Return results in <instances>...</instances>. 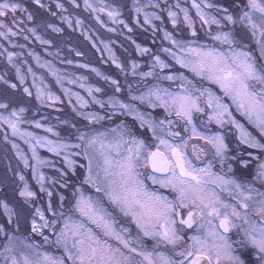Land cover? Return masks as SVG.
Here are the masks:
<instances>
[{
    "label": "snow or ice",
    "instance_id": "obj_1",
    "mask_svg": "<svg viewBox=\"0 0 264 264\" xmlns=\"http://www.w3.org/2000/svg\"><path fill=\"white\" fill-rule=\"evenodd\" d=\"M54 3L57 11L43 0H0V40L24 48L13 39L22 36L51 48L64 30L50 17L73 27L69 16H58L65 5ZM84 7L105 26L96 6L84 0ZM149 7L161 6L134 4L133 23L153 37L162 33L164 43L153 51L126 36L135 49L126 62L105 45L118 71L91 67L102 86L67 78L89 99L28 52L69 100L75 118L57 117L63 135L32 109L33 96L42 107L61 98L45 91L31 66L21 67L22 53L0 45V129L15 158L0 174V264H264V0H192L199 31L186 7L176 5L184 30L178 13L166 9L173 31ZM122 8L99 11L131 33Z\"/></svg>",
    "mask_w": 264,
    "mask_h": 264
},
{
    "label": "rangeland",
    "instance_id": "obj_2",
    "mask_svg": "<svg viewBox=\"0 0 264 264\" xmlns=\"http://www.w3.org/2000/svg\"><path fill=\"white\" fill-rule=\"evenodd\" d=\"M44 3L48 4L52 8V4L55 8L54 0H43ZM62 4L65 5V8L67 9L66 12H63L59 15H66L69 16V18L72 21V28H69L68 25L55 17H50L56 19L55 21H52L55 23L58 27L64 28L63 33L58 37V42L54 44L51 48H48L47 45H41L39 43H36L34 41L29 42L25 41L22 36H17L13 39H15L17 44H24V48H18V47H10L7 43V41L0 40V45H3V47L7 48L9 51L22 53V59L25 61V64L21 65V67L26 71L28 66H31L33 71L36 73L37 76L41 77L43 80V84L47 85V88L45 89L46 92L50 91L54 95L59 96L61 98L62 103H56L53 107H42L35 103L34 96L32 101V109L33 111H36L35 119L41 120V123L44 124H51L55 126L57 131H63V125L59 123L57 120V117H59V113L62 110H69L71 111V107L69 104V100L65 98L64 92L61 90V88L56 84V79L54 76H52L45 68H40L36 65V63L33 61L32 57L28 55L29 51H32L35 55H38L41 58V62H51V65L56 69L57 74L61 77H64V87L68 88L71 92L78 93L80 96L84 97L85 99H89L88 93L86 91V88L79 87L77 83L69 84L67 82V78H71L72 80H75L77 76L84 77L83 81L80 83H83L85 86L92 85V86H102L103 82L99 80L98 77H96L95 73L91 71V67H95L100 72L104 73L101 69V65H107L112 66L114 71L117 72L114 68V66L111 64V60L108 59V52L105 49V45L108 46V49L111 50V52L115 53L117 58H119L122 61H125L129 58V56H135V49L133 45L126 44V41L123 40L122 36H133V39L143 40L145 36H147V40L144 42H137L140 43L142 46H148L153 51H155L163 42L162 40V33L157 32L155 34V37H153V34L151 32V29L148 28L147 31H145V27H137L135 23H133V5L141 6L147 5L149 3H158L161 7L160 8H145L144 11L147 12H154L157 15H159L163 20V27L169 31H173L172 25L168 22L167 17V11L166 9L168 6H172V10L178 13V20H179V29L184 30V23H183V15L180 13L179 8L176 7L177 4H179L182 7H186L189 9V14L195 21V27L197 30H200V22L198 18L196 17L195 10L191 8L192 0H88L90 4H93L97 7V12L95 13V16L98 17L101 21L104 22L105 26L102 27L100 23L97 22V19L93 18V13L91 9L85 10L84 7V0H76V3L79 4V7H74L71 3H69V0H60ZM115 4H121L123 5L122 16L120 19L124 20L125 23H127L133 31L129 33L125 28L123 24H113L111 20L108 18L106 13L100 12L99 7L102 5H115ZM164 9V10H162ZM46 15V14H45ZM58 15V16H59ZM166 22L164 21V19ZM79 19L82 21L79 30H74L76 27V20ZM139 23L143 24V16L138 17ZM153 24L157 25L158 27L161 26L160 20H154ZM108 28H114L115 32H109ZM121 28V29H120ZM120 35L118 41L111 39L110 34L116 33ZM83 33L87 34V39H85V35ZM130 34V35H127ZM175 34V33H174ZM202 34V33H201ZM104 35L107 37L105 38ZM145 35V36H144ZM149 35V36H148ZM153 38L155 39V43H153ZM116 42V45L119 49V53L117 50L113 47V42ZM93 44L96 45V47H93ZM56 47V48H54ZM47 49V51H46ZM71 49V50H70ZM128 51H125V50ZM57 51L59 54L57 55ZM79 51L82 53V55L77 56L76 52ZM51 54H48V53ZM65 58L64 61H61L62 64L69 65L70 67H64V68H58L53 62L52 59L62 57ZM161 56L163 59H166V57L163 56L161 53ZM54 57V58H53ZM21 57L17 58V62L19 63ZM137 59H140L137 57ZM145 60L147 57L144 58ZM71 60L72 64H68L65 61ZM106 61V62H105ZM89 65V68L80 67V65ZM5 65V61L3 58H0V71H2L3 67ZM144 68V69H143ZM141 70L147 71V67L145 63L141 62ZM159 71V69H157ZM106 74V73H104ZM108 75V74H106ZM131 77V76H130ZM128 79V78H127ZM129 81H135L136 78H129ZM27 84L29 87L32 85V78L29 76L27 80ZM38 86L43 87V85L40 84V81H37ZM106 87V85H104ZM125 88H127V85H125ZM33 94L35 95V89H33ZM98 96L100 94H97ZM124 97L127 99V93L124 95ZM125 99V100H126ZM72 103H75V97L72 98ZM92 110H99L96 108L95 105H90ZM38 109V111H37ZM57 109H61V111H57ZM31 116V113L28 114ZM41 117H46L47 119H41ZM67 118H59V120H64ZM23 128H27L29 131H32L38 135H48L43 132L42 129H35L27 124L22 125ZM7 132L6 128L0 129V174L3 173L6 166L9 162H11L12 166L15 167V158L11 151V144L7 143L5 141V134ZM62 135V134H61ZM50 139H55V137L49 136ZM8 139L9 141L15 140L16 138L12 137L10 133H8ZM17 143H21L19 140H16ZM22 147L26 149V145L21 144ZM43 157H47L49 159H56L53 157L50 153H48L45 149H39L38 150ZM45 172H51V169H44Z\"/></svg>",
    "mask_w": 264,
    "mask_h": 264
},
{
    "label": "trees",
    "instance_id": "obj_3",
    "mask_svg": "<svg viewBox=\"0 0 264 264\" xmlns=\"http://www.w3.org/2000/svg\"><path fill=\"white\" fill-rule=\"evenodd\" d=\"M51 10L52 11H57V10H55L54 9V6H53V4H52V8H51ZM60 14V12H58V15ZM164 19V18H163ZM56 19H54V18H52V21H55ZM164 21L166 22V20L164 19ZM64 29V28H63ZM121 29V28H120ZM127 35H130V34H127ZM119 34H118V32H117V34L116 33H114V34H110V38L111 39H114V40H116V41H118V39L121 41V37L119 38ZM131 37H132V39H133V36L132 35H130ZM145 36V35H144ZM149 36V35H148ZM104 37L105 38H107L105 35H104ZM122 38H123V40H125L126 41V44H128V45H132L131 43H130V41L128 40V39H126L124 36H122ZM147 36H145L144 38H143V40H138V39H135L137 42H144L145 40H147ZM113 43V47L117 50V52L119 53V49H118V47H117V45H116V42H114V41H112ZM119 42V41H118ZM54 48H56V47H54ZM54 58V57H53ZM60 60L61 61H64L65 60V58H63V56L62 57H57V58H55V59H52V62L58 67V68H64V67H70L69 65H66V64H62V62H60ZM101 67V69H102V71L104 72V73H106V74H115L116 72L114 71V69H113V67L112 66H107V65H101L100 66ZM144 69V68H143ZM129 78H136V79H139L138 77H128V79ZM126 94V93H125ZM122 99H126L125 97H122ZM59 118H67V119H74L75 117H74V113H72V111H69V110H62L60 113H59ZM121 119H127V118H125V117H121ZM117 122H118V120H117ZM105 123H107V122H105ZM61 134L63 135V131H61Z\"/></svg>",
    "mask_w": 264,
    "mask_h": 264
}]
</instances>
